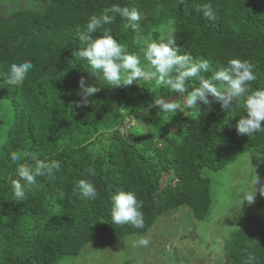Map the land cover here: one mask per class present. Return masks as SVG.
<instances>
[{
    "label": "trees",
    "instance_id": "16d2710c",
    "mask_svg": "<svg viewBox=\"0 0 264 264\" xmlns=\"http://www.w3.org/2000/svg\"><path fill=\"white\" fill-rule=\"evenodd\" d=\"M32 2L41 6L0 14V113L6 111L5 126L10 123L0 146V264H57L79 255L92 241L113 244L145 234L161 214L183 206L204 220L211 196L203 171H220L250 149L264 153V131L251 137L236 131L245 112L243 98L232 110L220 102H213L211 109L198 102V112L188 109L187 115L182 109L159 111L155 98L172 102L184 95L157 86L154 79L148 86L143 81L119 87L106 85L102 78L96 81L93 75L100 74L73 56L80 47L77 36L88 18L104 8L134 7L141 14L135 30L126 28L119 16L105 26L130 53L139 54L144 39L174 35L182 52L207 59L213 70L231 58L249 61L257 76L251 90L264 89V0ZM204 4H211L215 20L203 16L199 9ZM90 35L98 38L102 32ZM23 60L34 64L24 83H4L9 65ZM142 65L150 70L146 61ZM82 76L86 85L100 91L78 107ZM196 86L195 79L186 82L188 91ZM131 90L140 101L133 102ZM146 110L148 126L139 129L142 133L128 128L124 138L126 119H142ZM13 152L20 154L16 163L10 160ZM33 157L57 159L61 168L51 177H38L19 202L9 177L16 178V167L34 163ZM88 168L95 170L94 177L86 173ZM164 174L169 180L162 186ZM81 179L94 183L95 199L74 191ZM121 190L135 191L143 201V229L112 224L111 197ZM263 204L264 199L258 205ZM224 249L220 264H246L249 256L255 258L252 264H264V213L246 215Z\"/></svg>",
    "mask_w": 264,
    "mask_h": 264
},
{
    "label": "clouds",
    "instance_id": "9594fccd",
    "mask_svg": "<svg viewBox=\"0 0 264 264\" xmlns=\"http://www.w3.org/2000/svg\"><path fill=\"white\" fill-rule=\"evenodd\" d=\"M185 2L186 0H181V3ZM199 10L209 20H215L211 4H204ZM117 16L125 21L126 28L132 30L137 28L141 19V14L136 8L112 4L104 8L99 15H91L86 27L79 31L77 36L80 47L73 52V56L86 61L93 73L100 74L99 76L91 74L96 77V81L102 78L106 85L119 87L154 79L157 86H163L171 93L184 95L186 109H191V112H198V102L207 106L208 109H211L213 102H220L223 109L232 110L243 98L245 112L236 125L237 133L251 137L264 131V124H262L264 122V89L251 90L250 82L255 81L257 76L254 73V66L249 61L231 58L226 66L217 65L213 70L207 59L193 58L190 54L182 52L174 35H169L167 39L162 37L158 41L144 39L140 53H130L126 45L114 38L110 29L105 27L112 24ZM96 32H102V36L94 38L90 35ZM142 60L147 62L150 70L145 69ZM33 68L34 64L31 60L12 62L4 83L17 87L22 85ZM209 72L213 73L209 77L202 75ZM191 79L198 81V86L188 91L186 82ZM98 91L100 87L86 85L85 77L82 76L79 80L81 102H77V106H81V103L89 104L90 98ZM153 104L163 112H175L180 109L175 101L169 102L163 96L155 98ZM144 113L147 114V110ZM10 160L13 163L18 162L20 154L10 153ZM32 160L34 163L19 164L16 167V178L9 177L13 195L19 202L25 200L26 189L30 190L37 185L38 177H51L61 168L60 161L54 158L33 157ZM86 173L89 176H95L93 168L86 169ZM257 182L255 175L252 181L253 190L242 194L243 200L248 204L254 202L257 191L264 196V185L257 189L254 187ZM76 190L81 198L95 199L98 195L96 186L89 180H79L74 191ZM111 202L112 224L131 225L136 229L145 227L143 201L138 199L135 191H118L111 197ZM149 244L150 238L142 236L134 246L148 247ZM217 252L222 255L223 249L219 248ZM254 259L249 256L246 264H252Z\"/></svg>",
    "mask_w": 264,
    "mask_h": 264
},
{
    "label": "rangeland",
    "instance_id": "374dc122",
    "mask_svg": "<svg viewBox=\"0 0 264 264\" xmlns=\"http://www.w3.org/2000/svg\"><path fill=\"white\" fill-rule=\"evenodd\" d=\"M41 5L32 0H3L0 4V14L7 13L15 8H38ZM143 80V84L148 86ZM132 100L140 101L141 98L131 90ZM175 101L179 110L187 115L188 109L184 97ZM6 112V111H4ZM4 112L0 113V146L5 140L7 120ZM141 116V115H140ZM145 123V124H144ZM149 124V111L143 112V118H128L123 127L122 134L128 139L126 133L130 128L134 133H142ZM145 127V128H144ZM107 145L106 141H102ZM204 177L210 181L211 204L209 213L204 220L193 217L191 210L180 207L168 211L157 217L150 230L142 235H130L119 239L113 244H106L101 240L87 243L77 256L61 258L57 264H220L225 254L226 240L236 232L246 215L263 214L264 204H260L264 196L257 191L255 200L248 204L243 200L242 194L251 192L252 181L257 176V189L264 185V153L254 149L247 150L220 171L204 170ZM169 178L164 174L161 185L167 184ZM142 236L150 238L148 247H136L135 242ZM222 248L223 254L217 249ZM220 262V263H219Z\"/></svg>",
    "mask_w": 264,
    "mask_h": 264
}]
</instances>
